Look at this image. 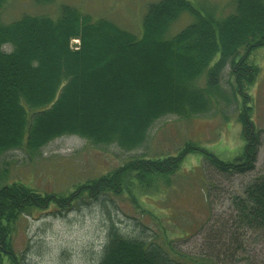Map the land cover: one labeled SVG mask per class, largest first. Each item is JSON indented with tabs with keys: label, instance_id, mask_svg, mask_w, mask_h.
<instances>
[{
	"label": "trees",
	"instance_id": "obj_1",
	"mask_svg": "<svg viewBox=\"0 0 264 264\" xmlns=\"http://www.w3.org/2000/svg\"><path fill=\"white\" fill-rule=\"evenodd\" d=\"M232 5L228 15L216 19L183 0L151 3L139 38L67 5L59 7L56 17L24 15L10 23L0 21V157L14 149L36 152L63 135L132 150L161 116L204 111L199 92L215 93L225 67L245 98L241 82L254 78L252 55L264 47V0H233ZM179 6L193 21L168 38L166 30L180 15ZM73 39L79 40L77 49L70 46ZM4 45L11 49L4 50ZM199 76L203 91L192 85ZM180 91L185 95L178 96ZM244 102L237 114L244 141L237 156L222 161L200 151L217 171L242 174L254 169L259 131ZM190 150L197 151L186 144L175 156L130 159L66 195L39 193L9 181L0 163V264H22L13 246L22 216L49 205L65 209L84 197L129 198L134 180L142 190L157 180L168 184ZM132 173L138 176L128 179ZM132 200L135 205V196ZM237 209L240 222L264 238V176L245 187ZM97 264L215 263L177 251L168 241L157 244L128 237L111 224Z\"/></svg>",
	"mask_w": 264,
	"mask_h": 264
},
{
	"label": "rangeland",
	"instance_id": "obj_2",
	"mask_svg": "<svg viewBox=\"0 0 264 264\" xmlns=\"http://www.w3.org/2000/svg\"><path fill=\"white\" fill-rule=\"evenodd\" d=\"M161 0H0V21L10 23L24 15L56 17L61 5L76 8L93 21L105 19L117 28L140 37L146 8ZM179 1V0H178ZM189 7L220 19L228 15L233 0H183ZM166 30L168 38L193 21L187 9ZM76 45V46H75ZM72 49L79 40L70 41ZM9 51L11 46L4 45ZM256 72L241 82L240 96L225 67L219 88L199 92L205 110L189 116L166 114L146 130V139L132 150L116 143L91 144L76 135L54 138L36 152L23 149L2 154L0 163L9 181L25 184L39 193L68 194L88 180L104 175L128 160L165 158L190 150L168 184L157 180L141 189L134 180L125 195L82 198L61 209L53 205L22 216L13 234L14 250L22 264H97L113 224L122 234L163 244L215 264H264V238L260 231L240 222L237 203L247 185L264 176V47L252 55ZM203 91L204 79L193 82ZM237 88V87H236ZM240 91V88H238ZM179 92L178 96H184ZM245 101V102H244ZM249 106L259 131L254 169L242 174L217 171L200 151L222 161L240 152L244 141L237 123L239 108ZM138 176L129 174L128 179ZM125 177V179H126ZM142 190V191H140ZM135 196V202H131ZM131 199V200H130ZM134 201V200H132Z\"/></svg>",
	"mask_w": 264,
	"mask_h": 264
},
{
	"label": "water",
	"instance_id": "obj_3",
	"mask_svg": "<svg viewBox=\"0 0 264 264\" xmlns=\"http://www.w3.org/2000/svg\"><path fill=\"white\" fill-rule=\"evenodd\" d=\"M76 46V45H75Z\"/></svg>",
	"mask_w": 264,
	"mask_h": 264
}]
</instances>
